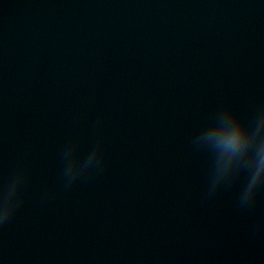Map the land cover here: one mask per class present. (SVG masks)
Wrapping results in <instances>:
<instances>
[{
	"label": "water",
	"instance_id": "obj_1",
	"mask_svg": "<svg viewBox=\"0 0 264 264\" xmlns=\"http://www.w3.org/2000/svg\"><path fill=\"white\" fill-rule=\"evenodd\" d=\"M261 149L264 0H0V264H264Z\"/></svg>",
	"mask_w": 264,
	"mask_h": 264
},
{
	"label": "clouds",
	"instance_id": "obj_2",
	"mask_svg": "<svg viewBox=\"0 0 264 264\" xmlns=\"http://www.w3.org/2000/svg\"><path fill=\"white\" fill-rule=\"evenodd\" d=\"M213 137L217 142V146L222 151V158H227L229 161L245 153L251 143V135L248 128L235 118L215 127ZM262 175H264V149H261V153L259 154L257 168L252 177L251 186L245 194L246 197L250 196L251 187L260 182ZM8 212L9 209L5 208L4 216L0 217V220L6 218Z\"/></svg>",
	"mask_w": 264,
	"mask_h": 264
}]
</instances>
